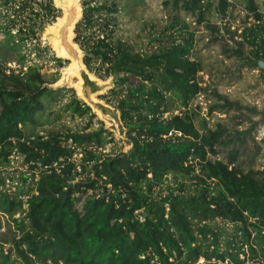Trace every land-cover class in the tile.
Returning a JSON list of instances; mask_svg holds the SVG:
<instances>
[{
    "label": "trees",
    "instance_id": "16d2710c",
    "mask_svg": "<svg viewBox=\"0 0 264 264\" xmlns=\"http://www.w3.org/2000/svg\"><path fill=\"white\" fill-rule=\"evenodd\" d=\"M83 1L75 41L92 73L101 79L117 73L104 99L120 110L134 147L105 153L115 140L100 121L93 127L90 108L73 90L45 87L42 66L26 64L27 42L38 44L43 26L59 15L52 0H0V17L8 21L0 25V45L7 46L1 60L12 63L11 50L21 65L12 70L0 62V214L10 235L2 239L0 264H264V170L238 159L252 127L210 128L193 106L207 93L194 57L196 28H206L209 42L228 43L227 51L249 67L264 62L257 0H239L252 18L237 27L227 20V0H165L168 22L141 50L115 37L116 2ZM212 12L220 23L210 21ZM47 49L38 46L39 56ZM63 93L71 97L62 110L86 124L40 131L46 112L54 120L60 114L49 113L46 100L58 102ZM214 94L223 104L210 113L234 106ZM222 147H232L228 160ZM15 156L20 169L9 173Z\"/></svg>",
    "mask_w": 264,
    "mask_h": 264
},
{
    "label": "rangeland",
    "instance_id": "374dc122",
    "mask_svg": "<svg viewBox=\"0 0 264 264\" xmlns=\"http://www.w3.org/2000/svg\"><path fill=\"white\" fill-rule=\"evenodd\" d=\"M227 1L232 5V12L227 19L232 27L242 25L243 21H247L246 23L249 25L251 21L250 18L252 17L248 16L239 0ZM101 2H116L119 13L116 15L118 28L115 37L130 43L136 50L144 49L148 43L149 35L168 22L167 8L164 6L165 0H101ZM257 2L260 9L264 12V0H257ZM168 11L170 12L169 9ZM58 13L59 15L54 18L55 20L60 16V12L56 10V14ZM182 15L186 17L187 21L191 22L192 28L197 27L191 16L184 13ZM209 19L213 23H220V20L216 17L214 12L210 14ZM7 22V20H3V18L0 17V25H4ZM51 22H54V20H51ZM196 30L197 42L195 44L194 57L202 64L203 71L200 72L199 78L201 85L207 88V93L200 95L194 101L193 106L194 108L199 107L196 111L200 113L201 117L206 118L210 128H214L217 123H221L235 132L246 131L249 127H252L249 137L246 138L243 147L240 148L238 159L244 162L246 167L264 170V72H261L256 65L249 67L243 58H238L234 56L233 53L228 52L227 50L230 48L228 43L224 41L218 43L209 42V33L203 25L199 27V30L198 28H196ZM42 33L41 31L40 35H42ZM3 39V30L0 28V41ZM39 39L37 41L39 45L35 41H33L32 44H28L27 42L28 45L26 44L22 53L27 56L26 64L32 65L36 63L38 66H42L41 73L49 80V84H51L54 83L52 82L54 77L59 76V78H61L62 69L69 66V61L60 59L59 61L62 62L63 66L59 67L57 61H55L57 60L56 54L51 46L47 47V51L42 56H39L37 47L40 46V48L43 49ZM226 40H228V38H226ZM229 42L232 47H237L236 43L231 40H229ZM242 50L247 54L248 50L246 47L242 48ZM6 52L7 46L5 43H2L0 45V53L5 54ZM15 55L16 52L10 50L8 59L11 60L12 63L2 62L1 55L0 62L6 68L20 70L21 65L18 64ZM108 81L110 85V80ZM214 91H217L219 95L226 97V99L234 104L226 113H210V108L212 106L223 104V101L219 100L218 96L214 94ZM70 97V94L63 93L58 102L46 100L49 113L55 111L60 114L59 119L54 120V116L46 112L43 121L47 120V122L40 131L44 132L48 129L62 130L64 128L81 130L84 127L86 119L73 117L71 114L65 113L62 110L63 105L69 101ZM102 97L103 96L100 95L98 99ZM105 103L108 106L109 103H107L106 100ZM109 107L112 108L115 106L109 104ZM110 117L111 113L108 118ZM108 118L107 116L102 118L100 115H97L96 119L93 120V127H98V120L103 124V127L106 126L111 129V122H109L110 120ZM238 121H241V124H236ZM39 129L40 127H26L27 132ZM108 131L113 135L115 142L106 144L104 146V152L111 155H116L123 151L128 152L129 146H127L124 139L119 136L117 130L112 129ZM231 148L232 147L221 148L223 158L228 160L227 156ZM80 158L81 155H79L77 159ZM21 163V159L18 156L11 158V168L8 169L9 173L15 169H20ZM170 181L172 182V180ZM178 181H180V177ZM13 190L14 188L12 191ZM78 207L81 209L80 205H78ZM0 215V245H2L3 237L9 238L10 235L4 234L8 229V217L2 216V214ZM4 247V251L8 252L9 244H6ZM200 263H202V261H200Z\"/></svg>",
    "mask_w": 264,
    "mask_h": 264
},
{
    "label": "water",
    "instance_id": "95a60500",
    "mask_svg": "<svg viewBox=\"0 0 264 264\" xmlns=\"http://www.w3.org/2000/svg\"><path fill=\"white\" fill-rule=\"evenodd\" d=\"M72 4L68 7H65L64 0H52L53 7L60 12V16L54 20V22H48L42 28V35H40L39 42L42 44V48L45 49L49 46L52 47L53 51L56 54V59L60 60H74L81 64L82 68L79 70L77 76H73L70 81L64 79L65 68L62 69V76L54 83H45L44 86L53 91L59 89L73 90L77 99L83 102L87 107L90 108L94 116L100 115L102 118H108L111 113V117L108 118L111 122V129L104 126L106 131L116 129L119 136L124 139V142L129 146V151L133 149L134 145L127 138L128 129L125 127L122 119L121 112L117 107H109V104L105 103V97L109 91H111L116 81L118 80V75L115 72L114 75L108 77L107 79L99 78L95 73H92L84 63V57L86 52L80 48V45L75 41L76 39V27L79 22L83 19L84 8H82L83 1L81 0H71ZM60 20L62 24L60 26V32L58 36V45L57 48L64 49V52L68 57L59 56L54 47L53 40L54 36L48 31L50 28L54 27ZM70 57V58H69ZM68 64V65H69ZM257 67L261 72H264V62L259 61ZM110 80V85L109 81ZM102 95L103 97L98 99V96ZM109 132V131H108Z\"/></svg>",
    "mask_w": 264,
    "mask_h": 264
},
{
    "label": "bare ground",
    "instance_id": "6f19581e",
    "mask_svg": "<svg viewBox=\"0 0 264 264\" xmlns=\"http://www.w3.org/2000/svg\"><path fill=\"white\" fill-rule=\"evenodd\" d=\"M71 2H72L71 0H64L65 7H68L70 4H72ZM61 24H62V20H60L54 27L50 28L48 32L54 36L53 47L56 53L61 57H68L66 53L64 52V49H62V47L60 49L57 48V45L59 43L57 38L59 36ZM81 68L82 66L79 62L71 59L70 64L64 73V79L70 81L73 76L78 75L79 70H81Z\"/></svg>",
    "mask_w": 264,
    "mask_h": 264
},
{
    "label": "clouds",
    "instance_id": "9594fccd",
    "mask_svg": "<svg viewBox=\"0 0 264 264\" xmlns=\"http://www.w3.org/2000/svg\"><path fill=\"white\" fill-rule=\"evenodd\" d=\"M52 4H53V2H52ZM203 262V261H202Z\"/></svg>",
    "mask_w": 264,
    "mask_h": 264
}]
</instances>
